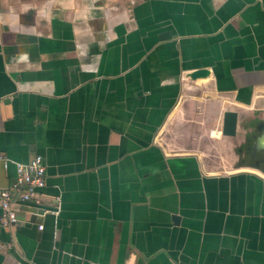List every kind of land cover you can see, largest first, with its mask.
I'll use <instances>...</instances> for the list:
<instances>
[{"label":"crops","instance_id":"obj_1","mask_svg":"<svg viewBox=\"0 0 264 264\" xmlns=\"http://www.w3.org/2000/svg\"><path fill=\"white\" fill-rule=\"evenodd\" d=\"M260 130L264 0H0V264H264Z\"/></svg>","mask_w":264,"mask_h":264},{"label":"built area","instance_id":"obj_2","mask_svg":"<svg viewBox=\"0 0 264 264\" xmlns=\"http://www.w3.org/2000/svg\"><path fill=\"white\" fill-rule=\"evenodd\" d=\"M15 172L11 188L0 191V206L3 210L0 227L17 221L16 210L11 205L16 195L21 202L38 203L46 187V167L40 154H35L28 162L16 163Z\"/></svg>","mask_w":264,"mask_h":264},{"label":"water","instance_id":"obj_3","mask_svg":"<svg viewBox=\"0 0 264 264\" xmlns=\"http://www.w3.org/2000/svg\"><path fill=\"white\" fill-rule=\"evenodd\" d=\"M208 74L207 69H196L193 72L189 74L191 78H198L203 77ZM236 118L237 114L233 111L226 110L223 114V134L224 135H234L235 134V128H236ZM262 138L257 140V144H259L260 140Z\"/></svg>","mask_w":264,"mask_h":264},{"label":"flooded vegetation","instance_id":"obj_4","mask_svg":"<svg viewBox=\"0 0 264 264\" xmlns=\"http://www.w3.org/2000/svg\"><path fill=\"white\" fill-rule=\"evenodd\" d=\"M260 134H264V131L263 130H260Z\"/></svg>","mask_w":264,"mask_h":264}]
</instances>
